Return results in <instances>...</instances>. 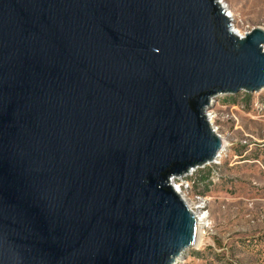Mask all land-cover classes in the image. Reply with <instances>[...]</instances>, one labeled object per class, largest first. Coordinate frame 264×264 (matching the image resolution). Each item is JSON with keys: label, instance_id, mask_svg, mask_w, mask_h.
<instances>
[{"label": "water", "instance_id": "obj_1", "mask_svg": "<svg viewBox=\"0 0 264 264\" xmlns=\"http://www.w3.org/2000/svg\"><path fill=\"white\" fill-rule=\"evenodd\" d=\"M264 90V29L219 0H0V264H178L173 185L214 163L219 95Z\"/></svg>", "mask_w": 264, "mask_h": 264}, {"label": "rangeland", "instance_id": "obj_2", "mask_svg": "<svg viewBox=\"0 0 264 264\" xmlns=\"http://www.w3.org/2000/svg\"><path fill=\"white\" fill-rule=\"evenodd\" d=\"M219 1L243 33L264 29V0ZM212 103L207 114L227 144L214 163L190 176L188 197L205 204L200 212L208 220L200 246L178 264H264V90L219 95Z\"/></svg>", "mask_w": 264, "mask_h": 264}, {"label": "bare ground", "instance_id": "obj_3", "mask_svg": "<svg viewBox=\"0 0 264 264\" xmlns=\"http://www.w3.org/2000/svg\"><path fill=\"white\" fill-rule=\"evenodd\" d=\"M226 12H227V14H228V16L231 18V22L233 23L232 25H233V29H234V31L239 35V36H244L245 35V33H243L238 27H237V25L235 24V16H234V14L231 12V11H227V9H226ZM208 119H209V121H210V123L212 124V126H213V128L216 130V132H217V129H216V124H215V116L213 115V114H211V113H209L208 114ZM218 133V132H217ZM224 141V147H223V150H222V152L224 151V149L226 148V141L225 140H223ZM222 152H221V154H222ZM221 154H220V156H221ZM219 156V157H220ZM191 208H192V206H190ZM195 211V210H194ZM195 213H196V215H197V217L199 218V235H198V239H197V243H196V246L195 247H198V246H200V244H201V242H202V233H203V230H202V226H203V223L205 224V222L208 220V214H205L204 212H197V211H195ZM204 228V227H203ZM182 260V259H181ZM181 260H179V261H181Z\"/></svg>", "mask_w": 264, "mask_h": 264}, {"label": "built area", "instance_id": "obj_4", "mask_svg": "<svg viewBox=\"0 0 264 264\" xmlns=\"http://www.w3.org/2000/svg\"><path fill=\"white\" fill-rule=\"evenodd\" d=\"M196 171V170H195ZM195 171H193L188 177L183 178V179H175L173 181V185L175 186V188L177 189V191L180 193V195L183 197V199L187 202V204L190 206H192V208L190 207V209L195 213V211L200 212V211H204L205 212V204L203 205H195V203L193 201H191V199H189V195H190V191L192 190L193 185H190L189 180H190V176H192ZM193 184V182H192ZM195 210V211H194ZM208 213V212H206ZM196 214V213H195Z\"/></svg>", "mask_w": 264, "mask_h": 264}]
</instances>
